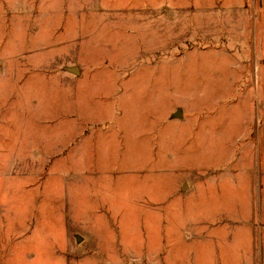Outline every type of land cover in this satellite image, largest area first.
<instances>
[{
    "label": "rangeland",
    "instance_id": "374dc122",
    "mask_svg": "<svg viewBox=\"0 0 264 264\" xmlns=\"http://www.w3.org/2000/svg\"><path fill=\"white\" fill-rule=\"evenodd\" d=\"M0 264H264V0H0Z\"/></svg>",
    "mask_w": 264,
    "mask_h": 264
},
{
    "label": "water",
    "instance_id": "95a60500",
    "mask_svg": "<svg viewBox=\"0 0 264 264\" xmlns=\"http://www.w3.org/2000/svg\"><path fill=\"white\" fill-rule=\"evenodd\" d=\"M68 70H70V71H72V72H74V73H76V74H79V72H80V69H79V67L78 66H69L68 67ZM182 114V109L181 108H178L176 111H175V113H174V115L175 116H180ZM187 185H186V183L183 185V188H185Z\"/></svg>",
    "mask_w": 264,
    "mask_h": 264
},
{
    "label": "crops",
    "instance_id": "0c3cea01",
    "mask_svg": "<svg viewBox=\"0 0 264 264\" xmlns=\"http://www.w3.org/2000/svg\"><path fill=\"white\" fill-rule=\"evenodd\" d=\"M87 167V165H85ZM183 188V187H182ZM184 189V188H183Z\"/></svg>",
    "mask_w": 264,
    "mask_h": 264
}]
</instances>
